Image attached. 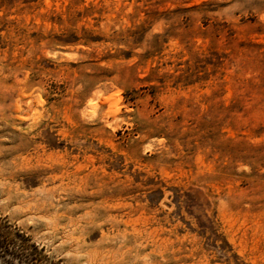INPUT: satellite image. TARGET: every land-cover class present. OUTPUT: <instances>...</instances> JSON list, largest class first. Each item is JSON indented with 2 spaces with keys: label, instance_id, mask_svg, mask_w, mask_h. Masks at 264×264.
<instances>
[{
  "label": "rangeland",
  "instance_id": "obj_1",
  "mask_svg": "<svg viewBox=\"0 0 264 264\" xmlns=\"http://www.w3.org/2000/svg\"><path fill=\"white\" fill-rule=\"evenodd\" d=\"M0 264H264V0H0Z\"/></svg>",
  "mask_w": 264,
  "mask_h": 264
}]
</instances>
